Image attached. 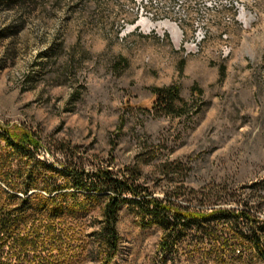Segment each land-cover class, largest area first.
I'll list each match as a JSON object with an SVG mask.
<instances>
[{"label":"rangeland","instance_id":"obj_1","mask_svg":"<svg viewBox=\"0 0 264 264\" xmlns=\"http://www.w3.org/2000/svg\"><path fill=\"white\" fill-rule=\"evenodd\" d=\"M12 1L0 0V124L35 133L41 161L67 163L53 144L67 145L87 169L137 173L136 201L212 215L164 254L162 218L127 205L111 264H263L247 242L219 260L204 233L245 235L219 210L248 209L264 237V0ZM171 85L183 104L168 112L152 89ZM90 221L58 264H97L76 248Z\"/></svg>","mask_w":264,"mask_h":264},{"label":"trees","instance_id":"obj_2","mask_svg":"<svg viewBox=\"0 0 264 264\" xmlns=\"http://www.w3.org/2000/svg\"><path fill=\"white\" fill-rule=\"evenodd\" d=\"M21 1L25 0L12 2ZM152 93L157 105L168 112H173L174 102L183 104L177 86L156 87ZM183 108L176 110L183 114ZM53 145L67 163L57 167L41 161L37 157L39 139L35 133L26 127L0 124V264H58L59 257L75 248V228L87 218L91 220L90 239L76 248L81 246L84 250L89 246L97 264H111L122 244L118 231L120 212L131 204L162 218L160 249L164 254L176 247L188 225L212 216L204 210L182 207L170 198L148 197L147 193L136 201L131 197L146 191L137 183V173L120 177L110 166L87 169L75 157L73 149L60 143ZM219 213L233 221L234 229L239 228L238 220L248 222L250 229L245 235L240 232L224 237L218 231H206L204 237L219 244L217 258L240 259L245 250L239 248L247 242L264 264L263 232L251 219L248 209L236 213L222 209Z\"/></svg>","mask_w":264,"mask_h":264},{"label":"bare ground","instance_id":"obj_3","mask_svg":"<svg viewBox=\"0 0 264 264\" xmlns=\"http://www.w3.org/2000/svg\"><path fill=\"white\" fill-rule=\"evenodd\" d=\"M160 26H163V27L169 29L175 38H179L181 31H180V28L178 26L172 25L169 23H164L163 25H160Z\"/></svg>","mask_w":264,"mask_h":264}]
</instances>
